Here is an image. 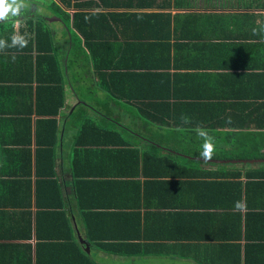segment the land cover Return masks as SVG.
<instances>
[{"label":"crops","instance_id":"0c3cea01","mask_svg":"<svg viewBox=\"0 0 264 264\" xmlns=\"http://www.w3.org/2000/svg\"><path fill=\"white\" fill-rule=\"evenodd\" d=\"M92 1L80 10L64 0H25L19 16L0 22L7 45L15 35L27 41L23 48L0 50V93L14 102L10 119L18 108H30L33 128L31 186L2 182L8 179L3 168L15 164L9 159L16 147L0 145V264H264V177L252 186L251 210L242 190L243 208H229L227 198L228 182L244 184L248 172L264 169V158L257 157L264 154L257 143L264 126L262 135L253 134L264 105V0ZM58 9L71 20L78 11L116 16L93 36L77 32L73 43V24L65 26ZM127 13H137L138 22ZM37 27L50 34L44 51ZM91 51L108 64L131 66L124 73L137 74L130 77L132 87L141 89L150 74L169 75L180 95L191 96L180 99L186 105L177 110L186 126H169L172 119L163 117L145 124L138 102L113 98L102 88ZM38 64L55 74L48 84L59 89L37 91L41 78L32 69ZM163 64L169 67L157 68ZM38 93L41 107L49 108L45 114L37 109ZM86 109L98 127L113 125L105 131H116L125 143L80 138L76 120ZM245 121L249 128L240 127ZM37 123L48 135L55 131L45 185L36 182ZM198 128L213 138L211 159L200 155ZM143 151L156 156L155 171L173 160L172 178L146 175ZM23 186L25 193L16 190ZM53 186L58 189L51 198ZM229 210L240 212L239 233L228 227ZM232 235L237 246H227Z\"/></svg>","mask_w":264,"mask_h":264},{"label":"trees","instance_id":"16d2710c","mask_svg":"<svg viewBox=\"0 0 264 264\" xmlns=\"http://www.w3.org/2000/svg\"><path fill=\"white\" fill-rule=\"evenodd\" d=\"M64 2L67 7H74L76 9L80 8V10H84L83 8L92 6L94 1L89 0V4L88 2L79 3L77 1L74 4H72L71 0H64ZM102 3L105 5L106 0H102ZM114 5L120 6L121 4H114ZM57 13L55 14L61 18V22H63V24L67 26L68 28H70V25L72 22L74 31L70 29L69 31L72 34L73 43H76V41H78L77 34H76L77 32L84 34L87 38L89 36H93L94 32L98 31V29H101L105 26L106 27L110 26V22H109L110 19L114 20L116 16V14H113V13H101V12L88 13V12L78 11L74 13L73 20H71L70 14L66 11L62 9H58ZM127 14L130 16L129 17L130 22H134V23L138 22L139 15L137 13H127ZM86 17L88 18L87 20L85 19ZM35 31H36L37 40L39 41L38 48L39 50L44 51V49L50 44L48 40L50 34L46 28L37 27L35 28ZM106 46L107 45L105 44L99 45V47H106ZM97 54H100V53H95V52L92 53L93 63H94V67L96 71L98 72V75L100 76V79H101L100 84L102 85V88L106 90V92L110 94L113 98L128 100V101L133 100V101L138 102L139 103L138 108L141 113L140 115L142 116V118L140 119L145 124L150 125V121L155 122L157 120H164L161 118L163 117V118L172 119L169 126L172 125L175 128L186 126L184 123H180V121L176 118L177 110L180 109V107L186 105V103H181V102H186L187 100L181 101L180 99H189L191 96L187 93V91H184L180 95V93L178 92V88L176 87L177 82L175 83L171 82L169 75L150 74V75H147L148 80L146 83H143V85H141V89L138 88L139 86L132 87L131 86L132 81L130 80V77L137 76V74L124 73V72H127L126 69H129L131 66L123 65L124 62L120 64V61L119 63L115 65L108 64L107 63L108 61L106 58L99 59L97 57ZM102 55H108V54H102ZM44 65L45 64H38L36 71H33L32 69V75L36 74V75H39V77L41 78V80L38 81L39 86L37 87V91L40 89L48 88V85H51V87L53 88L59 89L54 83L48 84V77L51 76L52 78L55 76V74L47 73L45 71ZM140 66L134 65L135 68L140 67ZM154 67H157V66H154ZM168 67H169L168 64L166 65L163 64V65H159V67L157 68L166 69ZM111 69H113L112 73H109V70ZM147 69H150V68H147ZM140 77L142 79L141 74L138 75V80H140ZM57 81H60L59 76H58ZM42 96H43V93L41 95L38 93L37 109L40 111L41 114H45L48 112L47 109L49 108H47L46 106L41 107L44 102V99L42 98ZM261 96L264 97V94ZM171 97L173 98V103H170L168 101L169 99H171ZM107 99H110V98H107ZM13 105H14V102L2 96V94L0 93V145H9V146L16 147L15 148L16 150L13 156L10 157L9 159V162L11 165L13 163L15 164L12 165L9 169L3 168L2 176L7 177L8 179L3 180L2 182H6L8 180H14L18 184L31 186L32 185L33 128H32L31 119L29 118L30 108L26 107L25 111H23L22 108L21 109L18 108L13 118L10 119L9 117L12 115L14 111V109H12ZM262 106L264 105L262 104L260 105L261 107L260 114H258L256 118L254 119V120H258L257 125H255V132L253 133L256 135L257 134L262 135V127L264 126L263 125L264 112L262 114V111H264V107L262 108ZM50 110L54 111V109H50ZM102 110H103V106H102ZM102 110L98 109L99 112H101ZM33 112L34 111L32 110V114ZM86 114H87V109L85 111L81 110L80 115L76 120V124L82 126L80 138L87 139V138L98 136V139L99 138L109 139L111 137H114L115 144L125 143V140L123 139V137H120L119 136L120 134L117 133L116 131H111V132L105 131V129H110V126H113V125L105 124L104 125L105 128L102 127V125L98 127L97 126L98 122L92 118H89V116H87ZM239 125L241 128L250 127V124H248L247 121L240 122ZM36 128H37L36 138L38 141V146L36 148V159H35V166H36L37 176H38V178L36 179V182L38 184L45 185L46 181L48 182V180H46V176L48 175V172L46 171V169L48 167L47 165L50 164L46 160V154H47L48 159L50 158V156L48 155L53 154L55 131L51 132V134L48 135L47 133H45L47 130L42 128V126L38 123H37ZM90 141L91 140H87V142H90ZM257 143L261 147H263L264 137L259 138ZM78 144H79V141H78ZM247 145L248 143L245 144V146ZM156 152L157 154L159 153V151H156ZM133 153L136 156V153L135 152ZM143 156H144V164L146 168V172H145L146 175L147 173L149 174V171H154L156 175L172 178L173 173H174V167H175V163L173 164V160L170 159L165 164L160 165L159 167H156L157 171H155L154 165L157 162L156 156H151V154L147 153L146 151H143ZM257 157L264 158V154H258ZM150 161L153 163H151ZM149 165L152 167L149 168L148 167ZM13 168L16 169L15 172L13 171ZM247 175H249V179H247L244 184H241V182L238 180L227 183V186L228 185L232 186V189L230 188L227 192V198L229 200V205H228L229 208L231 205L233 208L235 206V203L230 204L231 199L233 200V202H235V200H239V201L241 200V197H240L241 190L244 192L245 206L250 208L251 206L250 201H251V196H252V186L256 184L254 183L255 180L260 181L261 178L264 177V169L256 170L254 173L248 172ZM251 177H252V181L250 179ZM25 189H26V186H23V187L17 188L16 190L19 192L25 193ZM28 189H29V186H28ZM57 189L58 187L53 186L51 198L55 196ZM237 192H239V195H237ZM38 193L41 194L42 197L43 195L46 194L44 191L41 192L40 190ZM17 196H20L21 198H23L25 195L17 194ZM45 213L52 214V212L50 211H47V212L44 211V214ZM226 213L228 214V217L231 218L230 221L228 222V227L232 225H233L232 227L237 226L236 231L239 233L240 225H239L238 219L240 217V212L229 210ZM250 213L251 212L249 210L245 209L244 214L245 216H247V218L250 215ZM30 226H31V223H30ZM38 230L39 229L37 228L36 229L37 236L39 235ZM23 232H29V228H27L25 231L23 230ZM19 235L23 237L30 236L29 233L26 235H23V234H19ZM229 239H232V240L229 242L228 241L226 242L227 246L228 245L237 246V244H235L237 243L235 235L229 236Z\"/></svg>","mask_w":264,"mask_h":264},{"label":"clouds","instance_id":"9594fccd","mask_svg":"<svg viewBox=\"0 0 264 264\" xmlns=\"http://www.w3.org/2000/svg\"><path fill=\"white\" fill-rule=\"evenodd\" d=\"M26 7L25 0H0V22L8 20L12 17H17L21 14L22 9ZM88 19L87 17L85 18ZM260 31L264 32V26H261ZM256 33V29H253ZM27 45V41L23 36L15 35L11 39V45H7L4 40H0V50L4 49L6 46H19L21 48ZM197 134L203 139V151L201 152V157L205 160L211 159L214 151V141L209 135L208 131L205 129H197ZM236 208L240 209L244 207L241 201L236 202Z\"/></svg>","mask_w":264,"mask_h":264}]
</instances>
